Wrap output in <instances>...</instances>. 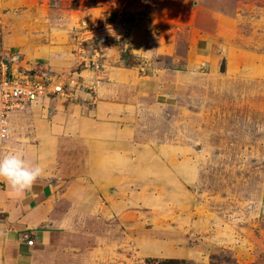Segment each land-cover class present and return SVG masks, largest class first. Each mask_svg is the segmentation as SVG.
<instances>
[{
	"label": "rangeland",
	"instance_id": "obj_1",
	"mask_svg": "<svg viewBox=\"0 0 264 264\" xmlns=\"http://www.w3.org/2000/svg\"><path fill=\"white\" fill-rule=\"evenodd\" d=\"M239 1L201 0V4L217 5L233 13ZM250 1L255 8L249 14L255 16L257 10L250 23V35L254 46L264 50V0ZM90 2L87 8H100L110 6L114 0ZM82 5L81 0H20L10 6L0 0V62L24 76L30 74L29 70L62 72L46 62H34L27 54L31 49L44 48L71 59L64 71L80 72L79 84L68 98L44 99L34 105L38 106L36 110L29 107L12 117L11 135L0 147V156L22 152L27 158L26 152L39 145L33 119L51 122L60 111L52 103L75 102L77 90L84 86L109 83L106 75L115 63L111 60L116 58L111 48L117 47L115 50L120 52L121 66L142 75L152 73L149 67L155 61L134 60L125 43L102 32L83 43L82 52L77 48L84 27L126 21L134 26L133 33L147 21V11L122 10L101 21L102 10L88 14ZM15 25L28 40L24 48L6 43ZM157 61L171 67L166 58ZM205 67V63L179 67L194 73L179 103L150 108L140 117V131L132 134L136 145L145 144L153 154L129 157L131 180L120 193L119 204L122 212L130 213L132 218L126 224L120 215L117 222L105 225L116 230L114 236H106L113 264H148L165 259L190 264H264V89L255 92L248 86L240 91L238 85L243 80L221 78L219 74L208 76ZM9 142L13 148H5ZM60 147V163L70 167L73 175L81 172L83 146L61 139ZM163 147L176 148V153L172 157L158 154ZM158 165L165 166L166 172L158 171ZM140 240L147 250L138 247Z\"/></svg>",
	"mask_w": 264,
	"mask_h": 264
},
{
	"label": "crops",
	"instance_id": "obj_2",
	"mask_svg": "<svg viewBox=\"0 0 264 264\" xmlns=\"http://www.w3.org/2000/svg\"><path fill=\"white\" fill-rule=\"evenodd\" d=\"M5 2L14 6L20 0ZM250 2L240 0L232 13L217 5L201 4V0L195 7V0H114L100 8H87L90 0H81L88 14L102 10L101 21L122 10L148 12L147 21L133 31L126 50L136 61H155L149 67L152 73L142 75L121 66L120 52L111 48L116 58L106 75L109 83L84 86L77 90L75 102L52 103L60 111L51 122L33 119L39 145L26 152V159L38 163L45 174L22 194L0 180V264H113L106 236H114L116 230L106 226L120 215L126 224L132 218L119 204L120 193L131 180L129 157L153 154L145 144L136 145L132 134L140 131V117L150 108L179 103L194 78L193 72L179 67L205 63L208 76L243 80L238 85L240 91L248 86L255 92L264 89V50L254 46L250 35V23L257 15V10L255 16L249 14L254 7ZM107 8L111 11H105ZM13 27L6 43L24 48L28 40L19 33L18 25ZM27 54L34 62H46L59 71L71 63L69 57L44 48ZM162 58L168 59L171 67L157 61ZM222 62L225 69L220 70ZM29 72L40 76L43 71ZM37 103L31 106L34 110ZM61 139L83 146L84 165L78 174L73 175L70 167L60 163ZM13 146L9 142L5 148ZM160 150L156 152L168 157L176 153V148ZM157 167L166 172L165 166ZM138 247L147 250L141 240Z\"/></svg>",
	"mask_w": 264,
	"mask_h": 264
},
{
	"label": "built area",
	"instance_id": "obj_3",
	"mask_svg": "<svg viewBox=\"0 0 264 264\" xmlns=\"http://www.w3.org/2000/svg\"><path fill=\"white\" fill-rule=\"evenodd\" d=\"M134 26L129 22H112L104 27L86 26L80 34L78 50L82 52L83 43L88 39L96 38L102 32L103 36L111 37L128 45L129 37ZM109 34V35H107ZM97 53V52H96ZM80 55V54H79ZM95 54L93 58L97 57ZM83 59V58H81ZM82 61L79 60V64ZM80 72L67 69L60 73L44 72L39 75L27 76L13 74L8 64L0 62V147L11 135V120L14 115L31 107L34 103L44 99L58 97L68 98L79 84ZM79 89V88H78ZM25 239L29 236L24 234ZM33 245L32 240H28Z\"/></svg>",
	"mask_w": 264,
	"mask_h": 264
},
{
	"label": "clouds",
	"instance_id": "obj_4",
	"mask_svg": "<svg viewBox=\"0 0 264 264\" xmlns=\"http://www.w3.org/2000/svg\"><path fill=\"white\" fill-rule=\"evenodd\" d=\"M44 174L45 169L38 163L26 159L22 152L0 156V180L6 181L16 193L22 194L30 191Z\"/></svg>",
	"mask_w": 264,
	"mask_h": 264
},
{
	"label": "trees",
	"instance_id": "obj_5",
	"mask_svg": "<svg viewBox=\"0 0 264 264\" xmlns=\"http://www.w3.org/2000/svg\"><path fill=\"white\" fill-rule=\"evenodd\" d=\"M148 264H190L187 261L184 260H178V259H165V260H151L148 262Z\"/></svg>",
	"mask_w": 264,
	"mask_h": 264
}]
</instances>
